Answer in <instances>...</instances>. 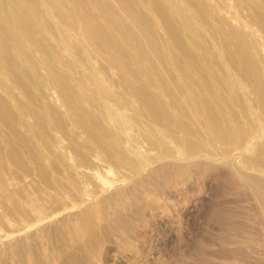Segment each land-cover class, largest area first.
I'll return each instance as SVG.
<instances>
[{"label":"bare ground","instance_id":"1","mask_svg":"<svg viewBox=\"0 0 264 264\" xmlns=\"http://www.w3.org/2000/svg\"><path fill=\"white\" fill-rule=\"evenodd\" d=\"M28 1L38 2L0 0V74L10 80L6 84L0 77V196L14 202L7 213L20 215L1 179L4 173L15 176L9 163L53 186L54 199L69 191L81 197L75 183L54 178L45 166L50 156L42 148H59L61 140L54 133H60L74 151L76 168L87 161L99 165L97 156L90 158L94 145L105 162L117 164L118 181L129 179L131 184L171 163L198 168L196 179L207 175L218 180L230 169L250 190L262 213L264 234V57L259 54L264 0H141L159 19H148L147 25L161 27L169 38L166 44L178 51L169 59L155 46L162 57L159 65L148 56L143 27L128 25L121 8L103 11L107 28L117 31L111 36L100 32L89 6L83 15L77 13L74 6L83 0H46L64 27L52 20L47 6L34 13ZM64 2L71 4L69 11ZM92 32L108 34L114 51L124 57L111 59L106 44L85 40ZM151 34L153 41L157 35ZM15 89L25 101L17 99ZM126 124L135 127L131 140L125 137ZM23 155L33 167L25 165ZM83 172L102 193L107 183L101 172ZM207 185L202 183L204 189ZM70 207L63 203L61 209ZM31 212L34 222L51 215ZM2 225V244L16 248L25 226ZM65 255L67 264H79L71 253Z\"/></svg>","mask_w":264,"mask_h":264},{"label":"rangeland","instance_id":"2","mask_svg":"<svg viewBox=\"0 0 264 264\" xmlns=\"http://www.w3.org/2000/svg\"><path fill=\"white\" fill-rule=\"evenodd\" d=\"M140 1L83 0L74 7L83 15L85 7L89 6L91 18L97 22L100 32L102 30L111 36L117 31L107 28L103 11L121 8L128 25L133 22L139 28L143 27L141 37L149 43L151 63L163 64L157 47L161 46L169 59L178 51L166 44L169 38L161 27L152 29L147 25L148 19L156 22L159 19L149 14L148 9L139 4ZM27 4L31 10L36 9L34 13L47 6L52 20L59 22L46 0H38L36 6L31 1ZM70 6L69 2H64L65 10L69 11ZM35 19L38 24V17ZM59 25L64 27L62 22ZM104 33L92 32L85 40L106 44V56L111 59L124 57V54L114 51L110 43L112 38ZM151 33L157 35L153 41ZM54 43L51 40V44ZM259 54L264 57V46H260ZM0 77L6 84L10 83L6 74H0ZM14 93L18 100L25 101L18 89ZM56 109L64 113L58 104ZM28 120L34 122L31 118ZM125 129V137L131 140L136 135L135 127L126 124ZM54 134L61 144L59 148L55 144L42 148L50 156L44 160L45 166L50 167L49 172L54 178L69 186L75 183L81 197L69 191L54 199L57 190L53 186L46 184L38 175H24L21 169L9 163L8 169L15 176L4 173L1 179L6 193H13L20 215L7 213V208L14 202L0 196V231L4 222L12 227L21 222L25 229L22 231L24 239L16 248H5L0 239V259L7 258L8 264L15 261L18 264H67L66 253H71L79 264H199L204 258L210 260V264H264V234L260 231L262 213L253 204L248 187L230 169H225L218 180H210L207 175L196 179L198 168L189 166L181 169L171 163L144 176L140 184H131L129 179L118 181L121 172L117 164L105 162L104 154L94 145H91L90 158L97 156L99 165L94 166L87 161L81 168H76L74 151L67 140L60 133ZM149 156L152 158L154 153ZM22 158L25 165L33 167L25 155ZM90 169L101 172L107 183L102 193L83 172ZM203 182L210 186L206 187L209 190L202 187ZM63 203L72 207L62 210ZM32 208L51 215L34 222Z\"/></svg>","mask_w":264,"mask_h":264}]
</instances>
